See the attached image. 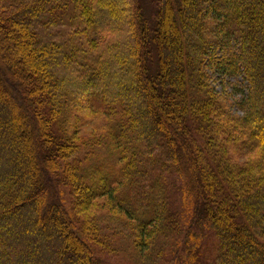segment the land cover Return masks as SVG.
Returning a JSON list of instances; mask_svg holds the SVG:
<instances>
[{
  "label": "trees",
  "instance_id": "1",
  "mask_svg": "<svg viewBox=\"0 0 264 264\" xmlns=\"http://www.w3.org/2000/svg\"><path fill=\"white\" fill-rule=\"evenodd\" d=\"M0 64V264H264V0H0Z\"/></svg>",
  "mask_w": 264,
  "mask_h": 264
},
{
  "label": "rangeland",
  "instance_id": "2",
  "mask_svg": "<svg viewBox=\"0 0 264 264\" xmlns=\"http://www.w3.org/2000/svg\"><path fill=\"white\" fill-rule=\"evenodd\" d=\"M110 24V23H109ZM219 53V52H218ZM217 53V55H218ZM219 56V55H218ZM2 64H0V69L2 70ZM213 85L217 88L219 92L226 91L227 94L231 95V100L233 102H236L241 97L240 91L244 90L246 88V83L244 82L242 77H222L218 72L215 71V69L210 70ZM233 111L238 113L237 107L233 108ZM240 112V111H239ZM31 117L30 113L24 112L23 118H21V121H28ZM50 198V194H48ZM51 202V201H50ZM193 245V243H192ZM194 246V245H193Z\"/></svg>",
  "mask_w": 264,
  "mask_h": 264
}]
</instances>
